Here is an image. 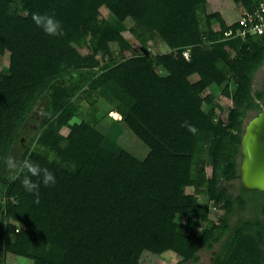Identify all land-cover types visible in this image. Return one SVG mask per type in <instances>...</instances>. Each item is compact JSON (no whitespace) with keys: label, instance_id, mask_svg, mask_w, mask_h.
Listing matches in <instances>:
<instances>
[{"label":"trees","instance_id":"1","mask_svg":"<svg viewBox=\"0 0 264 264\" xmlns=\"http://www.w3.org/2000/svg\"><path fill=\"white\" fill-rule=\"evenodd\" d=\"M207 4L0 0V61L8 58L0 66V264L8 253L33 264H142L144 249L174 252L188 263L216 245L211 264H264V192L241 185L235 194L225 185L240 178L246 117L264 106V90L254 89L264 36L227 39L238 24L217 18L214 27ZM104 6L110 19L101 16ZM34 13L54 16L64 35H46ZM152 16L160 17L170 52L148 49ZM112 42L134 55L119 60ZM221 96L231 104L222 107ZM102 103L120 116L114 125L125 123L143 155L117 154L97 128ZM218 108L224 115L217 119ZM8 157L28 158L54 174V185L40 183L39 203L22 176L10 178ZM213 205L224 210L218 226L210 219ZM248 209L253 214L245 217Z\"/></svg>","mask_w":264,"mask_h":264},{"label":"rangeland","instance_id":"2","mask_svg":"<svg viewBox=\"0 0 264 264\" xmlns=\"http://www.w3.org/2000/svg\"><path fill=\"white\" fill-rule=\"evenodd\" d=\"M213 1V0H212ZM234 1V0H233ZM232 0H218L217 7L218 9L226 11V17L229 18L230 21L233 20V22H236L235 20L239 19L241 16V7L238 3L233 2ZM213 10L212 12H215ZM210 12L209 15L211 16V21L213 22L214 27H218L219 23L217 18L219 17L220 13ZM101 16L105 19H110L109 11L104 6L101 8ZM149 19V23L151 25L150 29V42H149V50L153 53H166L170 52L171 48L169 45L165 42V40L160 35V28L158 27V24L160 23V17L152 16ZM126 25L128 28H131L134 26V22L131 19H128L126 21ZM124 36L128 39V41L132 44L133 48H139V42L136 39V37L129 31L126 30L123 32ZM77 47H79L82 52H87L88 48L86 46H82L80 44H77ZM112 51L115 53L116 57L120 59L128 58L132 55H134V51L132 48H121L116 42L111 43ZM101 54L99 55V58H101ZM108 57L105 58L107 60ZM8 61V58L2 57L0 61V66H3ZM198 75L193 74L191 76V80H197ZM254 89L255 90H264V65L259 69V71L256 74L255 81H254ZM218 103L222 106H228L231 104V100L225 96H221L218 100ZM261 103L264 105V101L262 100ZM102 117L100 122L97 124V128L101 130L103 133H105L108 137V140L113 146V148L117 151V154L124 160H127L131 155H143L144 152L141 148L140 143L132 137V133H128V127L125 125V123L121 122L119 125H114V120H118L120 117L116 113L112 111V106L110 104L102 103ZM89 109V104L84 100L83 101V111L87 112ZM258 114V110H251L248 113V116L246 117V123H248L255 115ZM224 115L223 110L221 108L217 109V119L222 118ZM82 117L79 116V114L74 117L71 120V123L74 126H77L81 122ZM69 131V128L64 127L62 130L63 134H67ZM24 140V139H23ZM242 156H239V162H241ZM226 186H228L229 191L238 194L241 192V178H237L231 182H226ZM189 193H193L195 189L193 187H189L188 189ZM199 200L200 202H208V196L205 194H199ZM217 208L214 210H211L210 219L215 222V226H218L220 223V216L224 213V210L219 206L216 205ZM253 214V212L248 209L243 212V215L245 217H249ZM239 218V213L234 214L232 217V222L235 223ZM219 245H216L214 249H208L204 248L200 252L201 259L199 262H188L183 263L182 258L177 255L174 252H166L162 254L161 256H154L148 249H144L139 259L142 264H211V259L213 256V250L218 249ZM6 264H33L32 261L28 260L27 258H21L17 255H13L11 253H8Z\"/></svg>","mask_w":264,"mask_h":264},{"label":"clouds","instance_id":"3","mask_svg":"<svg viewBox=\"0 0 264 264\" xmlns=\"http://www.w3.org/2000/svg\"><path fill=\"white\" fill-rule=\"evenodd\" d=\"M32 20L48 36L59 37L64 35L61 22L56 20L54 16L34 13L32 15ZM181 126L186 127L193 135L197 132L196 127L187 124V122H184ZM4 162L7 166L10 178L13 181L21 176L23 177L21 184L26 192L36 196L35 203H39V186L41 182L45 187L52 186L56 183L54 174L48 168H41L28 158L16 161L14 158L8 157ZM31 177H38L40 179L34 182Z\"/></svg>","mask_w":264,"mask_h":264},{"label":"water","instance_id":"4","mask_svg":"<svg viewBox=\"0 0 264 264\" xmlns=\"http://www.w3.org/2000/svg\"><path fill=\"white\" fill-rule=\"evenodd\" d=\"M240 178L250 190L264 192V106L246 125L241 142Z\"/></svg>","mask_w":264,"mask_h":264},{"label":"built area","instance_id":"5","mask_svg":"<svg viewBox=\"0 0 264 264\" xmlns=\"http://www.w3.org/2000/svg\"><path fill=\"white\" fill-rule=\"evenodd\" d=\"M252 4L247 7L243 4L241 7V16L236 22L237 27L225 32L227 39L234 37L248 38L250 35L264 36V0H251ZM184 55L189 58V50L184 52ZM212 206V210L216 209Z\"/></svg>","mask_w":264,"mask_h":264},{"label":"crops","instance_id":"6","mask_svg":"<svg viewBox=\"0 0 264 264\" xmlns=\"http://www.w3.org/2000/svg\"><path fill=\"white\" fill-rule=\"evenodd\" d=\"M232 1H233V0H232ZM233 2H235V1H233ZM217 4H218V0H213V1H212V0H208V4H207V10H208V13H210V12H212L213 10L216 9L215 12H219L220 15H219V17H215V18H223V19L226 21V23H227L228 25L235 24V23L239 20V19L235 20L236 22H233V20L230 21L229 18L226 17V16H227V15H226V11L221 10V9H218ZM215 12H212V13H215ZM218 23H219V22H218ZM13 255H14V254H13ZM19 257H21V256H19ZM21 258H24V257H21Z\"/></svg>","mask_w":264,"mask_h":264}]
</instances>
